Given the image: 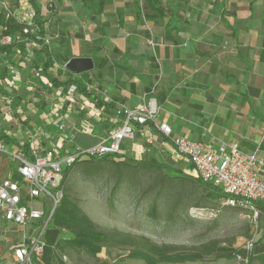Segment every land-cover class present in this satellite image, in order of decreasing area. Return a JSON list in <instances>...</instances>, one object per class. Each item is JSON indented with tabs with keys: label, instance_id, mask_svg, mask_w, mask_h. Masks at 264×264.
I'll return each mask as SVG.
<instances>
[{
	"label": "crops",
	"instance_id": "obj_1",
	"mask_svg": "<svg viewBox=\"0 0 264 264\" xmlns=\"http://www.w3.org/2000/svg\"><path fill=\"white\" fill-rule=\"evenodd\" d=\"M152 1L35 0L51 41L47 48L53 63L48 73L62 81L75 78L77 74L66 72L65 64L73 57H92L94 68L87 72L86 84L104 110L88 116L79 105L83 97L92 99L80 91L70 108L62 102L69 85L54 86L44 75L50 89L44 97H34V86L23 83L22 107L14 108L24 116L17 129L30 127L31 132L39 120L56 126L58 117L70 108L67 123L84 142L74 144L88 146L121 123L119 117L113 123L108 119L116 110L140 107L150 95L159 108L156 121L170 124L175 136L216 146L237 142L242 151L258 150L264 158V0ZM3 58L0 55V62ZM20 64L27 65L23 57ZM14 69L15 73L10 69V75L0 77L14 78L16 84L0 83L9 92L1 96L12 98L15 89L22 88L17 84L22 85L24 73ZM39 100L45 106L41 112L36 107V118L23 112ZM55 104L59 110L52 109ZM145 129L147 137L137 133L135 139L123 141L121 156L161 163L174 160L162 152L171 149L169 140L154 125ZM3 130L20 144L28 141L16 131ZM61 138L57 130L52 133L53 142L60 140L68 147L69 140ZM9 168L10 163L0 157V177ZM21 230L0 220V264H16L13 249L21 242Z\"/></svg>",
	"mask_w": 264,
	"mask_h": 264
},
{
	"label": "built area",
	"instance_id": "obj_2",
	"mask_svg": "<svg viewBox=\"0 0 264 264\" xmlns=\"http://www.w3.org/2000/svg\"><path fill=\"white\" fill-rule=\"evenodd\" d=\"M0 14L20 22L25 35H35L27 43L26 53L22 56L24 61L33 58L30 46H49L51 41L46 34L41 35L36 10L30 0H0ZM17 41L19 38L0 29V46L13 45ZM9 67L15 73L14 67ZM34 72L49 85L41 68ZM0 83L9 87L16 85L14 78L9 77L1 79ZM78 92L77 85L70 84L62 95V102L68 103L71 108ZM82 101L79 108L86 110L88 116L103 113L104 107L95 101L86 97ZM70 108L55 123L60 136L69 140L68 147L60 140L53 142L52 133L39 126H34L28 141L20 145L0 140V157L10 163L8 172L0 177V220L15 223L22 229L21 242L13 249L16 264H45L46 234L63 197L64 168L83 155L117 156L123 151V141L135 139L137 133L147 137L149 134L145 127L150 125H154L171 144V149L165 147L162 152H169L175 161L191 164L198 179L222 192V207L251 209L257 214L256 206L264 203V158L258 150L247 153L240 149L237 142L216 146L209 141L175 136L170 124L156 121L159 108L153 96L147 95L140 107L116 110L114 117L108 119L113 123L119 117L121 123L88 146L74 144L75 133L66 120ZM52 109L59 110V107L55 104ZM253 247V242L247 243L249 250Z\"/></svg>",
	"mask_w": 264,
	"mask_h": 264
},
{
	"label": "rangeland",
	"instance_id": "obj_3",
	"mask_svg": "<svg viewBox=\"0 0 264 264\" xmlns=\"http://www.w3.org/2000/svg\"><path fill=\"white\" fill-rule=\"evenodd\" d=\"M48 7L52 8L51 5ZM31 63V60L27 61V66ZM6 64L9 65L6 59L0 62L3 68ZM20 76L25 77L24 74ZM16 91L22 94L24 89L19 87ZM11 99L0 95V128L16 131L23 140L28 139L30 127L17 129L22 126L21 117L24 116L22 112H15L17 105L11 103ZM46 100L54 102L49 97ZM41 103V100L35 101L23 112L36 118V107ZM74 143L84 142L77 135ZM130 158L121 154L107 156L102 162L104 168L89 175L82 171L80 162L69 171L61 192L75 201L102 229L116 232L115 239L106 243L97 255H91L66 245V239L71 235L67 229H62L58 241L64 248H57L46 264H147L128 256L132 250L141 248L143 237L159 244L187 247L215 240L224 252L235 254L228 258L214 253L204 260L156 264H248L255 254H264V203L256 206L257 214L251 209L222 207V192L205 182L201 184L191 164L167 161L168 165L182 171L176 174L179 177H174L169 169L138 166L130 163ZM117 181L121 183L115 190ZM154 200L157 201L156 211L151 215L150 205ZM248 242L254 243V249L247 248ZM252 264L263 263L256 259Z\"/></svg>",
	"mask_w": 264,
	"mask_h": 264
},
{
	"label": "trees",
	"instance_id": "obj_4",
	"mask_svg": "<svg viewBox=\"0 0 264 264\" xmlns=\"http://www.w3.org/2000/svg\"><path fill=\"white\" fill-rule=\"evenodd\" d=\"M36 10V21L40 27L41 35H45L44 29V21L40 17V8L36 5L35 0H30ZM153 3H156L157 0H153ZM0 29L5 33H11L15 36V38H19V41L15 42L13 45L0 46V55H2L4 59L9 62L8 66L4 68L0 66V77H4L6 75H10L9 66L20 68V71L25 74V77L22 81V85L17 84L18 87L21 86L23 89L26 88L23 83H29L34 86L32 90V95L38 97H44L48 95L50 89L46 87L45 83L42 79L35 75V70L40 69L45 76H48L54 86L61 85H70L76 84L78 90L85 96L91 98L93 101H98V105L101 104L102 101H99L93 93L88 89L86 81L89 77V73L85 72L79 75H76L75 78L67 79L65 81L59 80L57 77H52L48 70L52 65V59L49 53L47 46L35 47L33 50L34 57L31 59L32 63L30 66L26 67L21 66L20 60L24 53L27 50V43L29 40L33 39L35 35H25L22 31V25L20 22L16 21L15 18H7L4 14H0ZM21 40V41H20ZM42 45V44H41ZM69 73V71L66 70ZM17 90V89H15ZM0 93H9L3 87L0 86ZM14 96L12 97V101L14 105L18 107H22L23 96L21 93L14 92ZM94 96V97H93ZM45 103H42L41 106H38L39 112L44 109ZM37 125L45 129L50 133H54L57 128L53 124H48L43 120H39ZM28 126H31L28 124ZM0 140H4L9 144H18V140L12 136H9L4 132L3 129L0 128ZM25 148L28 146L26 144ZM107 159V156L102 158H98L96 156L83 155L79 157L74 163L66 166L63 170V180L62 185L64 184L65 179L68 176L69 171L77 165V163H81L83 165L82 171L89 175L94 172H99L104 168L102 162ZM113 163H118L112 160ZM130 163H134L135 165H140L144 167L150 168H161V169H169L171 173H174V177H179L176 175L177 173H182L181 170L175 169L168 165L167 163H161L157 160L151 158H141L134 159L130 158ZM198 179V178H197ZM201 184H204L202 180H198ZM121 181H117L115 184V190L120 185ZM213 189H217L208 185ZM219 190V189H217ZM220 191V190H219ZM115 192V191H114ZM157 201L154 200L150 205V214L152 215L156 211ZM262 205V203H258V206ZM62 229H67L71 235L70 238L66 239V245L79 248L84 250L85 252L91 255H97L103 248V246L115 239V233L111 231H106L102 229L98 224H96L87 214L83 211V209L73 201L67 194H63V197L55 209L52 223L46 234L47 245L45 247L44 252V262L46 264L50 262V255L58 248L62 250L64 245H62L58 241V235ZM126 241V240H123ZM254 249V247H253ZM216 254L218 256L224 257H234V253H227L223 251L222 247H219L215 240H211L208 242H203L199 246L187 247L185 245L178 244H170V243H162L159 244L150 240L147 237H143L141 239V248H136L132 250L128 256L144 261L147 264H156L158 262H185V261H198L204 260L206 256L211 254ZM260 260L264 264V254H255L249 260L248 264H252L254 260Z\"/></svg>",
	"mask_w": 264,
	"mask_h": 264
},
{
	"label": "water",
	"instance_id": "obj_5",
	"mask_svg": "<svg viewBox=\"0 0 264 264\" xmlns=\"http://www.w3.org/2000/svg\"><path fill=\"white\" fill-rule=\"evenodd\" d=\"M65 68L68 71L79 75L92 70L94 68V60L89 56L73 57L65 64Z\"/></svg>",
	"mask_w": 264,
	"mask_h": 264
}]
</instances>
